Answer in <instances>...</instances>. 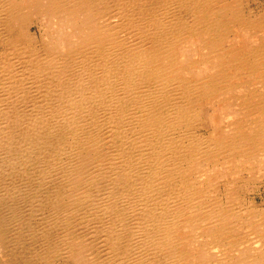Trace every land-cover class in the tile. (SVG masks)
<instances>
[{
  "label": "bare ground",
  "instance_id": "bare-ground-1",
  "mask_svg": "<svg viewBox=\"0 0 264 264\" xmlns=\"http://www.w3.org/2000/svg\"><path fill=\"white\" fill-rule=\"evenodd\" d=\"M248 4L0 0V264H264Z\"/></svg>",
  "mask_w": 264,
  "mask_h": 264
},
{
  "label": "rangeland",
  "instance_id": "rangeland-1",
  "mask_svg": "<svg viewBox=\"0 0 264 264\" xmlns=\"http://www.w3.org/2000/svg\"><path fill=\"white\" fill-rule=\"evenodd\" d=\"M250 6V7H249ZM252 7V8H251ZM247 9H246V14H249L248 12H250L249 10H253V12L255 13V14H258V15H261V14H263L264 13V0H249V4H248V7H246ZM250 8V9H249ZM262 12V13H261ZM205 114H209V110H206L205 111ZM205 120H207V116L205 115ZM208 121V120H207ZM201 127L200 128H202L203 130L201 131L202 133H204V130H206L207 128V126H208V123H206V122H202L201 124ZM200 128H199V130H200ZM253 186H255V187H253V189H254V191H253V189L251 190V191H248L247 192V189L246 190H242L241 191V193L242 192H244L245 194H246V197H248V199H250V198H253V199H255L256 198V200H257V203L258 204H261V205H263L264 206V187H263V189H262V192H263V194L262 193H259V192H257L256 190H257V186L256 185H253ZM225 190V189H224ZM224 190H222V191H224ZM256 191V192H255ZM250 192V193H249ZM222 193V192H221ZM257 193V194H256ZM251 194H252V196H251ZM248 195H250V196H248ZM260 196V197H259ZM263 196V198H261ZM260 198V199H259ZM259 199V200H258ZM69 264H71V263H69Z\"/></svg>",
  "mask_w": 264,
  "mask_h": 264
}]
</instances>
